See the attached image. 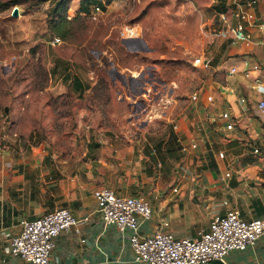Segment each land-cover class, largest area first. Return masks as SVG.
I'll list each match as a JSON object with an SVG mask.
<instances>
[{
    "label": "rangeland",
    "instance_id": "obj_1",
    "mask_svg": "<svg viewBox=\"0 0 264 264\" xmlns=\"http://www.w3.org/2000/svg\"><path fill=\"white\" fill-rule=\"evenodd\" d=\"M57 1L0 0V156L25 166L16 187L39 203L82 191L105 156L119 169L106 139L126 151L164 129L170 107L202 94L208 19L220 9L212 0H69L64 38L49 26ZM54 38L62 42L52 50ZM54 54L85 78L81 92L62 89Z\"/></svg>",
    "mask_w": 264,
    "mask_h": 264
},
{
    "label": "crops",
    "instance_id": "obj_2",
    "mask_svg": "<svg viewBox=\"0 0 264 264\" xmlns=\"http://www.w3.org/2000/svg\"><path fill=\"white\" fill-rule=\"evenodd\" d=\"M212 1L219 4V11L236 7L234 0ZM217 13L208 19L215 36L203 58L202 94L191 103L186 101L179 112L170 107L166 127L159 133H143L142 142L126 151L115 149L106 139L105 152L116 151L122 157L119 169L105 156L104 165L78 187L82 191L68 192L62 200H57L60 195L46 196L39 203L32 193L21 195L16 187V174L24 172L25 166L20 161L12 166L9 153L0 156V264H27L10 254L11 238L20 232L21 220L37 218L58 203L72 210L79 223L57 237L53 259L61 264H143L134 261L128 236L104 225L93 197L100 186L150 199L153 215L143 228L145 235L162 228L179 238H197L216 215L232 210L246 220L264 215V111L258 104L264 100L259 90L264 87V31L253 29L255 42L249 47L236 43L220 36ZM256 14L264 20V0H259ZM53 57L54 68L67 83L62 89L69 86L81 92L85 78L73 71L70 58ZM205 60L210 62L208 67ZM223 113L232 118L223 119ZM231 122L234 127L228 129ZM193 142L196 148L182 150ZM174 187L179 191L174 192ZM83 191L90 197H84ZM226 264H264V235L254 247L230 252Z\"/></svg>",
    "mask_w": 264,
    "mask_h": 264
},
{
    "label": "built area",
    "instance_id": "obj_3",
    "mask_svg": "<svg viewBox=\"0 0 264 264\" xmlns=\"http://www.w3.org/2000/svg\"><path fill=\"white\" fill-rule=\"evenodd\" d=\"M259 0H234L235 8L217 13L220 36L231 37L234 42L247 47L255 42L253 29L264 31V20L256 14ZM100 10L99 7H96ZM62 42L54 38L53 45ZM210 62L204 61L208 67ZM232 69L231 72H234ZM264 92V87L260 88ZM193 100L198 93H193ZM264 111V100L259 101ZM223 119L232 118L229 113ZM234 127L233 122L227 125ZM197 147L195 142L185 144L182 150ZM258 149L254 152L258 153ZM223 157V154H220ZM229 175V174H227ZM174 192L179 188L174 187ZM98 211L105 226H113L126 234L133 251L134 261L143 264H206L214 260L224 261L234 250L254 247L264 235V215L252 220L243 219L238 211L216 215L210 221L209 229L197 238L176 237L173 233L158 229L153 234H143V228L153 215L150 199L145 194L124 195L113 188L100 186L93 191ZM79 220L72 210L60 206L34 219H23L20 232L10 240V254L19 257L27 264H61L52 258L56 239L62 231L76 227ZM167 226V223L164 224Z\"/></svg>",
    "mask_w": 264,
    "mask_h": 264
},
{
    "label": "trees",
    "instance_id": "obj_4",
    "mask_svg": "<svg viewBox=\"0 0 264 264\" xmlns=\"http://www.w3.org/2000/svg\"><path fill=\"white\" fill-rule=\"evenodd\" d=\"M40 2L44 0H39ZM69 0H58L54 7L52 8V14L54 16V21L50 19L49 26L54 33L60 34L62 37L66 38L68 33L64 31V24L66 23V17L64 12L67 10V4ZM18 3V1H15Z\"/></svg>",
    "mask_w": 264,
    "mask_h": 264
},
{
    "label": "water",
    "instance_id": "obj_5",
    "mask_svg": "<svg viewBox=\"0 0 264 264\" xmlns=\"http://www.w3.org/2000/svg\"><path fill=\"white\" fill-rule=\"evenodd\" d=\"M206 264H225L224 261H221V260H214L210 263H206Z\"/></svg>",
    "mask_w": 264,
    "mask_h": 264
}]
</instances>
